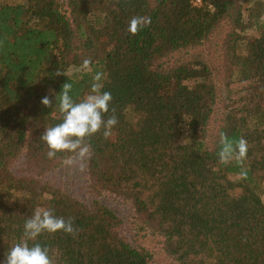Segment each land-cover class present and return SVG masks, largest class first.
<instances>
[{"label": "trees", "instance_id": "16d2710c", "mask_svg": "<svg viewBox=\"0 0 264 264\" xmlns=\"http://www.w3.org/2000/svg\"><path fill=\"white\" fill-rule=\"evenodd\" d=\"M195 1L0 0V261L51 208L76 229L29 242L53 264H264V0ZM136 16L151 24L132 35ZM97 72L113 135L48 159L55 96L69 82L78 102ZM221 132L247 140L243 160L221 163Z\"/></svg>", "mask_w": 264, "mask_h": 264}, {"label": "clouds", "instance_id": "9594fccd", "mask_svg": "<svg viewBox=\"0 0 264 264\" xmlns=\"http://www.w3.org/2000/svg\"><path fill=\"white\" fill-rule=\"evenodd\" d=\"M150 24V16L132 17L128 31L135 35ZM90 63L89 60H85L84 67L87 68ZM103 80L104 73L97 72L93 76V83L88 94L78 102L70 94L72 84L69 82L63 84L62 90L55 96L56 104L53 109L58 110L60 122L47 127L40 136L47 147L48 159L67 153L83 160L90 155L91 146L86 143L88 139L101 130L105 139L113 135L118 119L114 114L105 118L109 113L113 97L111 92L103 91ZM40 103L46 108L52 106L48 96H44ZM220 143L221 147L217 155L221 163H227L233 157L243 160L247 155L248 142L243 137L233 144L226 133L221 132ZM72 162L71 159L67 161L69 164ZM58 232L75 234L76 229L72 220L58 217L51 208H37L31 218L24 223L21 241L8 250L0 264H53L46 246H41L40 243L30 245L29 242L37 241L42 233L56 234Z\"/></svg>", "mask_w": 264, "mask_h": 264}, {"label": "rangeland", "instance_id": "374dc122", "mask_svg": "<svg viewBox=\"0 0 264 264\" xmlns=\"http://www.w3.org/2000/svg\"><path fill=\"white\" fill-rule=\"evenodd\" d=\"M1 1H2L3 3H8V4H12V2H13V0H1ZM245 35H246V37H247L248 39H251V38L253 37V31H252V30H247V31L245 32ZM216 40H217V37H215V39H214L211 43H213V42L216 41ZM217 48H218V47H216V48H215V47L210 48V49L208 50L210 54H207V55H206V58H212V57H213V59L216 60V56L218 55V53L216 52ZM199 51H203V52L206 53V51H207V47H203V48H201ZM218 56H219V55H218ZM218 63H219V64H218ZM218 63H217L218 66H220V65H221L220 62H218ZM212 67H213V69H214V67H215V63L212 64ZM70 73L72 74V72H70ZM76 162L78 163V164L76 165V167H77L78 170H79V169H80V163H79L80 161H79V159H77ZM66 171H67V174H66V175H68L70 172L74 171V169H72L70 166H68V167H66ZM74 172H76V171H74ZM72 173H73V172H72ZM76 177H77V176H76ZM61 178H62V177L58 178V181H59ZM78 178H79V177H78ZM83 179H84V178H81V177L79 178V183H80V185H82V181H83ZM81 194H82V193H81ZM263 201H264V196H263ZM120 209H121L122 220H124V217H125L124 225H122V228H121L120 232H121L124 236H133V235L135 234L134 228H139L138 223H137V221H136L135 218H134V214H133V212L129 209V207L126 206V205L121 206ZM134 224H135V226H134ZM156 260H157V264H163L164 262H165V263H168V261H166L162 255L157 256Z\"/></svg>", "mask_w": 264, "mask_h": 264}, {"label": "built area", "instance_id": "2783aa9c", "mask_svg": "<svg viewBox=\"0 0 264 264\" xmlns=\"http://www.w3.org/2000/svg\"><path fill=\"white\" fill-rule=\"evenodd\" d=\"M201 3H202V0H196V1H195V4H196V5H201Z\"/></svg>", "mask_w": 264, "mask_h": 264}]
</instances>
